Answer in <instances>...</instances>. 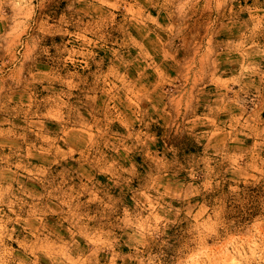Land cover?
Masks as SVG:
<instances>
[{
	"label": "rangeland",
	"instance_id": "1",
	"mask_svg": "<svg viewBox=\"0 0 264 264\" xmlns=\"http://www.w3.org/2000/svg\"><path fill=\"white\" fill-rule=\"evenodd\" d=\"M0 197L3 264H264V0L5 6Z\"/></svg>",
	"mask_w": 264,
	"mask_h": 264
},
{
	"label": "clouds",
	"instance_id": "2",
	"mask_svg": "<svg viewBox=\"0 0 264 264\" xmlns=\"http://www.w3.org/2000/svg\"><path fill=\"white\" fill-rule=\"evenodd\" d=\"M22 3L24 6H29L32 4V0H0V11H2L5 6H8L15 12V10L19 8ZM2 202V197H0V203ZM0 211H2V209H0ZM5 223H0V230H2V235H0V244H3V235H8L7 229L5 228ZM8 238L11 239V235H9ZM0 264H3V262L0 261Z\"/></svg>",
	"mask_w": 264,
	"mask_h": 264
}]
</instances>
